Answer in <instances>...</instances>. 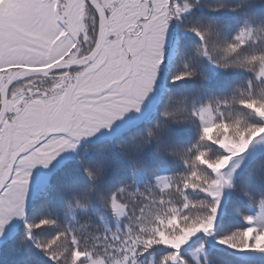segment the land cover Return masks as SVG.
<instances>
[{"label":"snow or ice","instance_id":"1","mask_svg":"<svg viewBox=\"0 0 264 264\" xmlns=\"http://www.w3.org/2000/svg\"><path fill=\"white\" fill-rule=\"evenodd\" d=\"M0 264H264V0H0Z\"/></svg>","mask_w":264,"mask_h":264}]
</instances>
